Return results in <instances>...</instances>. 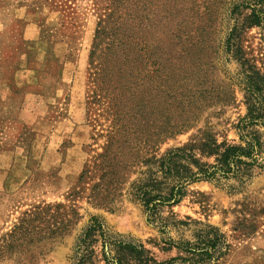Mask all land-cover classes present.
Segmentation results:
<instances>
[{
    "label": "rangeland",
    "instance_id": "374dc122",
    "mask_svg": "<svg viewBox=\"0 0 264 264\" xmlns=\"http://www.w3.org/2000/svg\"><path fill=\"white\" fill-rule=\"evenodd\" d=\"M112 1L0 0V264H73L91 217L158 261L181 254L162 249V240L193 241L197 221L225 237L228 250L217 264H264V126L252 127L261 142L254 166L189 183L179 203L153 213L141 201L142 192L165 195L174 185L157 162L170 149L207 135L241 143L236 125L247 109L240 81L243 70L264 79V23L248 26L249 9H234L247 0H133L137 94L122 101L134 135L109 146L103 163L107 134L119 121L104 98L91 102L90 73L102 60L100 31L110 30ZM185 31L204 40L195 51L210 104L192 127L168 137L169 52ZM90 249L88 264H105L100 242Z\"/></svg>",
    "mask_w": 264,
    "mask_h": 264
},
{
    "label": "trees",
    "instance_id": "16d2710c",
    "mask_svg": "<svg viewBox=\"0 0 264 264\" xmlns=\"http://www.w3.org/2000/svg\"><path fill=\"white\" fill-rule=\"evenodd\" d=\"M122 1L113 0L107 6L110 10L108 17L111 22L110 30L105 28L100 31L103 37L102 43H105L104 53L101 55L102 60L97 61L95 70L90 73L91 82L94 85L91 89V102L95 103L104 98L108 106L114 109L113 114L118 116L116 121H119V127L116 128L118 126L116 123V126H113L107 134L108 143L102 154L103 163L111 158L109 156L112 151H107L109 146L117 144L122 136L128 138L134 135L133 129L124 123L123 114L127 108L123 107L122 100L135 98L137 94V87L134 86L135 82L132 80L131 72L135 45L132 23L135 16L133 15V0ZM263 4L264 0L240 1L234 9H249V14L244 18L245 22L248 26L260 25L264 23ZM121 6L124 12L119 15ZM113 15H115L114 18ZM235 29L236 27H233L232 31L235 32ZM184 35L181 42L177 43L180 46L176 44L171 46L169 52L170 64L166 74L167 92L170 99L166 132L168 137L192 127L200 110L210 104V98H204L205 96L202 95L206 92L204 87L206 82L199 80L202 76L200 74L202 55L200 56V52L195 51L198 46H202L204 40L199 35L194 36L191 31H185ZM234 36L235 33L232 32L226 39L225 46L228 52ZM243 73L244 77L240 82L246 93L247 111L236 125L241 143L230 144L226 140L217 142L215 138L207 135L199 142L193 141L182 147L170 149L157 162L158 166L163 171L165 170L175 183L165 195L155 193L145 196L142 192V205L148 213H153L158 206H173L179 203L183 188L189 183L211 180L216 177H233L244 167H252L257 163L261 142L252 127L264 126V79L252 70H243ZM139 80L141 86L147 82L146 79L140 78ZM196 152L203 157H212L213 162H201L196 157ZM195 223L199 226L193 233V241L162 240L166 247L162 249L175 248L181 254L158 261L142 243L110 233L97 217H91L76 239L73 264L91 262L95 251L90 249V246L98 241L100 242V258L105 264H217L228 250L224 235L215 226L200 224L197 221Z\"/></svg>",
    "mask_w": 264,
    "mask_h": 264
}]
</instances>
